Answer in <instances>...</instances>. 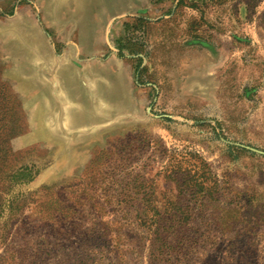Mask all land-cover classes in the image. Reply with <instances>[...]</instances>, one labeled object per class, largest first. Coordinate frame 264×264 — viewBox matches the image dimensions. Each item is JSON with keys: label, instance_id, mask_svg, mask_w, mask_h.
Wrapping results in <instances>:
<instances>
[{"label": "rangeland", "instance_id": "1", "mask_svg": "<svg viewBox=\"0 0 264 264\" xmlns=\"http://www.w3.org/2000/svg\"><path fill=\"white\" fill-rule=\"evenodd\" d=\"M0 264H264V0H0Z\"/></svg>", "mask_w": 264, "mask_h": 264}]
</instances>
